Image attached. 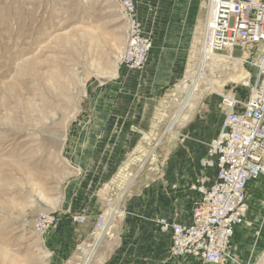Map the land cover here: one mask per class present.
Wrapping results in <instances>:
<instances>
[{"label":"rangeland","instance_id":"1","mask_svg":"<svg viewBox=\"0 0 264 264\" xmlns=\"http://www.w3.org/2000/svg\"><path fill=\"white\" fill-rule=\"evenodd\" d=\"M161 9L157 2L144 10L145 25L154 34V50L167 24L160 21ZM126 41L127 22L116 0H0V264L50 263L42 247L46 233L35 230V219L49 209V196L61 188L58 178L67 155L63 147L76 115L96 107L105 84L118 76L117 58ZM200 41L187 46L192 52L185 68L168 70L171 80L162 93L155 90L147 95L150 101L160 96L157 127L143 134L145 142L130 156L134 161L117 172L116 197L130 180L129 173L140 170V158L158 141L161 145L172 138L160 139L186 96L183 81L199 63L194 46L201 48ZM236 53L244 55L240 50ZM245 68L252 74L257 71L253 65ZM245 82L229 81L221 92L246 100L253 80L251 85ZM214 98L222 101L210 93L199 109ZM177 130L186 136L182 139L189 138L185 127ZM253 184L243 222L251 228L254 221L249 216L261 218L264 225V176ZM260 207L261 212H252ZM254 239L256 244L245 247L241 255L229 252L221 264L228 260L233 264L232 259L234 264H264V232H255Z\"/></svg>","mask_w":264,"mask_h":264},{"label":"crops","instance_id":"2","mask_svg":"<svg viewBox=\"0 0 264 264\" xmlns=\"http://www.w3.org/2000/svg\"><path fill=\"white\" fill-rule=\"evenodd\" d=\"M157 2L162 6L160 21L165 19L167 24L164 31L161 29L159 46L153 48L146 68L119 69L118 76L105 84L97 96L96 107L78 112L65 140V170L58 178L61 188L55 196L46 193L50 203L42 199L49 206L44 212L59 214L54 228L43 236L42 247L49 264H82L96 242L99 216L116 203L120 212L91 264H204L193 256H173L172 233L161 231L156 220L167 218L189 224L194 203L201 198L194 187L205 182L209 188L215 182L216 169L203 167L201 161L225 119L221 101L214 98L201 106L184 126L189 138L182 139L186 136L178 131V135L163 141L141 173H129L130 180L115 196L118 171L134 161L130 156L145 142L143 134L157 127L160 96L150 101L147 95L155 90L162 93L171 80L169 69L185 68L192 52L187 46L202 39L207 18L203 0H142L138 10L144 23V10ZM151 35L154 39L153 32ZM194 51L200 57V48L194 46ZM57 171L60 173V169ZM254 182L248 185V198ZM74 216H84L86 221L77 222ZM249 219L254 221V227L245 223L236 228L229 248L231 256L241 255L245 247L256 244L255 232H264L261 218ZM231 262L234 264V259ZM226 264H231L230 260Z\"/></svg>","mask_w":264,"mask_h":264},{"label":"built area","instance_id":"3","mask_svg":"<svg viewBox=\"0 0 264 264\" xmlns=\"http://www.w3.org/2000/svg\"><path fill=\"white\" fill-rule=\"evenodd\" d=\"M127 22V41L118 68L142 71L147 66L154 40L140 16L142 0H116ZM207 10L200 46L209 55L242 57L244 67L253 65L256 75L245 83L252 89L246 100L218 93L225 119L208 145L201 165L217 171L215 182L195 186L201 198L194 204L189 224L158 218L161 231L172 233L173 256H193L204 264H221L228 257L236 228L248 211V185L264 176V0H203ZM250 48L249 52L245 50ZM243 51L239 56L236 51ZM257 58V60H256ZM107 211L96 229L108 223ZM77 222L86 217L74 216ZM59 221L58 212H41L35 219L38 233L50 232Z\"/></svg>","mask_w":264,"mask_h":264},{"label":"bare ground","instance_id":"4","mask_svg":"<svg viewBox=\"0 0 264 264\" xmlns=\"http://www.w3.org/2000/svg\"><path fill=\"white\" fill-rule=\"evenodd\" d=\"M123 52L124 49L117 58V66L118 60L123 55ZM243 60L244 59L242 57L231 59L222 54L209 56L201 47L200 58L197 67L194 68V70H190L183 81V86L186 90V96L160 139L168 135H170L171 137L178 135L179 132L177 128L179 129V127H183L186 124V121L191 119L196 114L200 104L203 102L204 98L207 95H209L210 93H222L221 91L223 86L227 87L225 85H227L229 81L235 84H239L238 82L247 80L249 76L251 77V74H249V72L243 65ZM254 68L256 67L254 66ZM256 73L257 71H253V75H256ZM113 76L117 77V74H114ZM203 82H205L204 85ZM244 84L246 85L247 83ZM159 145L160 141L153 145L150 151L146 153V156H144L141 160V164L139 167L140 170H138L135 175L143 170L150 158H153L154 153L156 152ZM135 175H133L134 177L128 185L129 188L135 178ZM119 212L120 211L118 208V203L108 208V223L104 229H98L96 231V242L86 258L83 260L82 264H91L94 258L95 251L97 250L100 242L105 238V236H107V234H110L115 218L119 214Z\"/></svg>","mask_w":264,"mask_h":264}]
</instances>
